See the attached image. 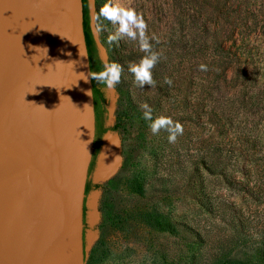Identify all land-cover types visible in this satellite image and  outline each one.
<instances>
[{
  "label": "rangeland",
  "instance_id": "1",
  "mask_svg": "<svg viewBox=\"0 0 264 264\" xmlns=\"http://www.w3.org/2000/svg\"><path fill=\"white\" fill-rule=\"evenodd\" d=\"M107 2L87 0L100 58L123 67L115 90L106 89V125L119 127L102 137L89 175L98 188L84 202L83 264H264V0H112L143 15L160 55L155 86L143 88L128 71L145 55L138 42L109 43L117 26L103 18V30L94 31L93 14ZM248 98L258 107L250 131L241 109ZM144 103L153 120L183 125L175 143L164 130L152 134ZM130 113L141 122L130 125ZM213 114L237 120L236 129L220 130ZM207 139L224 144L220 155L208 153L218 162L215 173L197 165ZM242 139H256V151ZM108 146L112 162L102 173Z\"/></svg>",
  "mask_w": 264,
  "mask_h": 264
},
{
  "label": "water",
  "instance_id": "2",
  "mask_svg": "<svg viewBox=\"0 0 264 264\" xmlns=\"http://www.w3.org/2000/svg\"><path fill=\"white\" fill-rule=\"evenodd\" d=\"M0 20V264H83L93 109L80 0H0Z\"/></svg>",
  "mask_w": 264,
  "mask_h": 264
},
{
  "label": "trees",
  "instance_id": "3",
  "mask_svg": "<svg viewBox=\"0 0 264 264\" xmlns=\"http://www.w3.org/2000/svg\"><path fill=\"white\" fill-rule=\"evenodd\" d=\"M228 12L229 17H233L234 11L231 9V4L228 7ZM251 10H245L244 15L245 16V21L246 19L253 20V15H251ZM243 19V18H242ZM80 20H81V28H82V34L84 38V45H85V50H86V56H87V62H88V70L89 72H99L103 70V66L105 63H113L115 62V58H112L111 60L108 61H103L99 54H98V49L96 46L95 39L93 37L92 31H91V26H90V14H89V9H88V4L87 0H80ZM211 20V17H210ZM249 23L248 21H246ZM243 26L244 28H248V24ZM254 24V23H252ZM208 28L203 25V31H207ZM221 56H224L226 58H230V54L226 53L225 55L221 54ZM231 60V59H230ZM246 64H249V61L245 62ZM241 74L244 75L246 83L252 82V76L250 77V74H248L245 71H241ZM90 79V90H92V109H93V140H92V150H91V155H90V160L88 163V168H87V178L85 181V186H84V198H83V206H82V241H83V232H84V212H85V207H84V202H85V197L87 194L98 188V185L92 183L89 179V175L91 171L93 170L94 164L96 157L100 151V148L102 146V137L104 134L108 131H115L119 127L118 123L114 124L112 127H108L106 125V105H107V99H106V88L103 85H99L94 79H92L89 76ZM235 77L231 80L234 81ZM239 106V104L237 105ZM241 109L244 111V117L245 121H242V124L244 123V129L247 131H250L254 128V122L248 120V117L250 115H255L258 112V107L255 101H253L251 98H248L247 101H244L241 104ZM236 113H234L235 115ZM213 117L215 118V123L218 124V127L221 129L226 128V127H233V129H236L235 127L237 126L238 121L233 122V118H227L223 119L222 116H218L217 114H213ZM130 125H133L134 123L137 124L138 122L140 123L139 116L130 113ZM235 119V118H234ZM246 138H249L246 136ZM222 140V139H220ZM241 142L244 143L246 146V149H252L253 152H255V148L257 147V141L256 139H249V140H240ZM201 145L200 147L202 148L203 152L202 154L206 153V158L203 155L201 156V159L197 161V165H200L204 170H213L212 172H217L218 170V162L214 160L213 162H210V159H212L209 156V154H212L214 152L218 153V155L221 154L222 148L224 147V144L222 141H216L212 142L211 139L203 140L200 142ZM209 153V154H208ZM208 155V156H207ZM196 172H198V169H196ZM224 177V180H229V176L223 175V173H219ZM264 246V243H263ZM83 260H84V243H83Z\"/></svg>",
  "mask_w": 264,
  "mask_h": 264
},
{
  "label": "clouds",
  "instance_id": "4",
  "mask_svg": "<svg viewBox=\"0 0 264 264\" xmlns=\"http://www.w3.org/2000/svg\"><path fill=\"white\" fill-rule=\"evenodd\" d=\"M100 18H103L111 22L116 27V32L108 37V42L113 43L122 38H128L132 41H137L139 48L145 55L140 59L138 63H132L129 65L128 71L133 74L135 82L144 87L155 86V81L152 76V69L159 62V53L153 51L152 44L147 36L148 24L145 21L142 14L138 13L132 7H124L112 3V0H108L98 10V13L93 14L94 31L99 33L103 30L102 24L99 22ZM201 71H207V66L200 65ZM123 73V67L118 63H105L103 70L99 72H89L86 76L81 73V79L86 83L89 76L94 79L99 85L105 86L107 90H115L116 86L121 82V76ZM165 83L172 84V80L166 78ZM86 95L92 97V90L86 92ZM43 107V106H42ZM85 107L91 108L89 105ZM144 110V119L151 121L150 130L153 135L159 134L161 130L168 133V142L175 143L178 136L183 134V125L178 121H173L170 117L159 116L153 120L152 109L147 103L141 105Z\"/></svg>",
  "mask_w": 264,
  "mask_h": 264
},
{
  "label": "bare ground",
  "instance_id": "5",
  "mask_svg": "<svg viewBox=\"0 0 264 264\" xmlns=\"http://www.w3.org/2000/svg\"><path fill=\"white\" fill-rule=\"evenodd\" d=\"M2 25H1V20H0V119H1V115L3 114V109L4 107H2V105L4 104V99L6 96V92L4 90V56L2 54ZM5 92V93H4ZM106 155L107 158L105 159V161L102 163V173H105L107 171V167L108 164L110 163V161L112 160L113 157V148L111 147H106ZM112 162V161H111Z\"/></svg>",
  "mask_w": 264,
  "mask_h": 264
}]
</instances>
